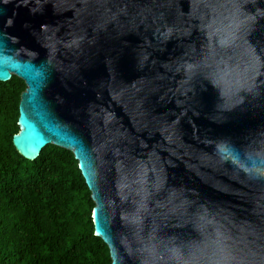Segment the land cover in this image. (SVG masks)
Segmentation results:
<instances>
[{"label": "water", "instance_id": "water-1", "mask_svg": "<svg viewBox=\"0 0 264 264\" xmlns=\"http://www.w3.org/2000/svg\"><path fill=\"white\" fill-rule=\"evenodd\" d=\"M17 153L71 152L111 264H264V0H0Z\"/></svg>", "mask_w": 264, "mask_h": 264}, {"label": "trees", "instance_id": "trees-1", "mask_svg": "<svg viewBox=\"0 0 264 264\" xmlns=\"http://www.w3.org/2000/svg\"><path fill=\"white\" fill-rule=\"evenodd\" d=\"M25 89L0 82V264H111L73 154L49 146L29 161L13 146Z\"/></svg>", "mask_w": 264, "mask_h": 264}]
</instances>
